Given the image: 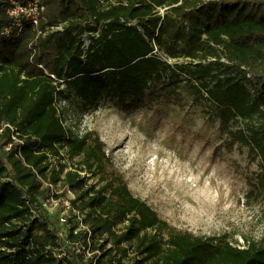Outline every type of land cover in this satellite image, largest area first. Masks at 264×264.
<instances>
[{
	"label": "trees",
	"instance_id": "trees-1",
	"mask_svg": "<svg viewBox=\"0 0 264 264\" xmlns=\"http://www.w3.org/2000/svg\"><path fill=\"white\" fill-rule=\"evenodd\" d=\"M29 1L0 0V264H86L44 209L51 196L65 204L67 191L76 194L68 238L87 246V231L74 234L83 222L97 264H264V245L160 218L133 196L99 136L67 128L58 106L72 90L83 109L139 100L168 71L183 74L177 88L214 105L230 142L256 149L264 171V0H39V25L17 27L9 9ZM65 155L81 160L68 166ZM105 234L113 249L99 243Z\"/></svg>",
	"mask_w": 264,
	"mask_h": 264
},
{
	"label": "rangeland",
	"instance_id": "rangeland-1",
	"mask_svg": "<svg viewBox=\"0 0 264 264\" xmlns=\"http://www.w3.org/2000/svg\"><path fill=\"white\" fill-rule=\"evenodd\" d=\"M129 1L109 0L113 4ZM187 80L168 71L147 97L107 98L87 109L72 90L58 100V106L67 128L79 136L87 132L99 136L106 156L133 196L160 218L198 236L227 237L240 247L247 241L263 246L261 157L246 144L230 142L221 129L218 109L208 100H196L186 89L177 88ZM248 88L252 91L250 84ZM233 128L245 125L238 121ZM80 160L65 155L68 166ZM87 183L97 188L105 185L99 176H88ZM52 190L57 193L61 187ZM44 209L56 220L57 231L67 236L65 204L51 196Z\"/></svg>",
	"mask_w": 264,
	"mask_h": 264
},
{
	"label": "built area",
	"instance_id": "built-area-1",
	"mask_svg": "<svg viewBox=\"0 0 264 264\" xmlns=\"http://www.w3.org/2000/svg\"><path fill=\"white\" fill-rule=\"evenodd\" d=\"M44 11V8L40 6L39 0H33L29 1L27 4L22 5L19 3H13V6L9 9V15L13 19L14 24L17 27L22 26V21L27 20L30 21L33 25L38 26L40 23L41 15ZM56 30H62L61 26L55 28ZM6 33H8V29L5 30ZM85 46H88V42H85ZM84 175V173H82ZM67 200L65 201V211L68 212L71 208V201L76 198V194L72 191H67ZM66 218V217H65ZM61 218L62 221L65 223L67 218ZM82 217H79L78 219L82 221ZM69 224V223H68ZM70 225L66 226L68 228L67 230V236H64L62 234H59L60 237L66 239V244L70 246V248L74 249L77 253L83 254V257L86 260H92L91 264H97V261L99 257L101 256V253L99 250H92V238H91V232L88 227L83 225V222L80 223L79 229L74 231V234H77L80 230H85L88 233L87 237V246H83L81 242L72 243L68 236L71 232V229L69 227ZM100 244H103L106 246L107 249H113L114 246L110 240V237L108 234L103 235L99 240ZM55 257L57 259H63L67 257V254L63 252V248L60 249V251H57L55 254ZM129 262L128 260H125L124 263Z\"/></svg>",
	"mask_w": 264,
	"mask_h": 264
}]
</instances>
